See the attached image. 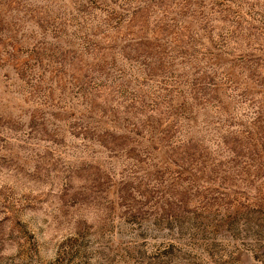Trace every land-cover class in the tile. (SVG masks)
<instances>
[{"label": "rangeland", "instance_id": "obj_1", "mask_svg": "<svg viewBox=\"0 0 264 264\" xmlns=\"http://www.w3.org/2000/svg\"><path fill=\"white\" fill-rule=\"evenodd\" d=\"M0 264H264V0H0Z\"/></svg>", "mask_w": 264, "mask_h": 264}]
</instances>
